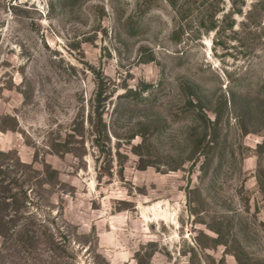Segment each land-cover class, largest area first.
<instances>
[{"label":"rangeland","instance_id":"rangeland-1","mask_svg":"<svg viewBox=\"0 0 264 264\" xmlns=\"http://www.w3.org/2000/svg\"><path fill=\"white\" fill-rule=\"evenodd\" d=\"M0 168V264H264V0H0Z\"/></svg>","mask_w":264,"mask_h":264},{"label":"trees","instance_id":"trees-1","mask_svg":"<svg viewBox=\"0 0 264 264\" xmlns=\"http://www.w3.org/2000/svg\"><path fill=\"white\" fill-rule=\"evenodd\" d=\"M1 169V168H0ZM4 186V185H3ZM4 188H7V186H4ZM26 194V192H25ZM11 202H7L6 200H1L0 205V230H2L0 233L3 236L11 235L13 237H17L18 241L25 242V243H35L37 242V235L36 233L29 228L28 224L22 223L19 224V218H16V215L10 216L7 212H5V207L8 206ZM4 205V206H3ZM4 211V212H3ZM16 225V229L14 233H11V227ZM18 224V225H17ZM50 238L53 240V235L50 236Z\"/></svg>","mask_w":264,"mask_h":264}]
</instances>
